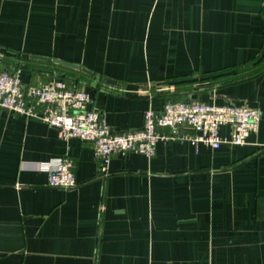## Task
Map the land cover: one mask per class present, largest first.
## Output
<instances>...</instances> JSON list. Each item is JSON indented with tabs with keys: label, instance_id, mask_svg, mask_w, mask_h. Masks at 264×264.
I'll return each mask as SVG.
<instances>
[{
	"label": "crops",
	"instance_id": "obj_1",
	"mask_svg": "<svg viewBox=\"0 0 264 264\" xmlns=\"http://www.w3.org/2000/svg\"><path fill=\"white\" fill-rule=\"evenodd\" d=\"M0 63L84 89L113 132L167 99L259 111L242 145L159 140L101 170L89 141L0 108V264H264V0H0ZM59 157L72 187L37 167Z\"/></svg>",
	"mask_w": 264,
	"mask_h": 264
},
{
	"label": "built area",
	"instance_id": "obj_2",
	"mask_svg": "<svg viewBox=\"0 0 264 264\" xmlns=\"http://www.w3.org/2000/svg\"><path fill=\"white\" fill-rule=\"evenodd\" d=\"M90 103L84 89L71 87L64 78L24 86L18 70H0V108L45 122L55 127L62 139L89 141L101 170L106 169L114 152L152 156L159 140L204 143L212 148L242 145L256 131L259 120V111L246 104L167 99L160 109L144 110L140 127L113 132L101 111ZM224 124L231 125L229 136L220 133ZM37 167L46 173L50 186L69 188L76 184L74 163L67 157L40 161Z\"/></svg>",
	"mask_w": 264,
	"mask_h": 264
},
{
	"label": "water",
	"instance_id": "obj_3",
	"mask_svg": "<svg viewBox=\"0 0 264 264\" xmlns=\"http://www.w3.org/2000/svg\"><path fill=\"white\" fill-rule=\"evenodd\" d=\"M34 56H36V57H40V58H42V59H46V60H51L50 57H46V56H38V55H34ZM52 60L55 61V62H61L62 64L67 65V66H71V67H74V68H80L79 65L74 64V63H69V62H65V61H60L59 59H52ZM4 69H5V65L0 63V70L2 71V70H4ZM182 100H183V101H186V100H188V98H183ZM195 100H200V97H197Z\"/></svg>",
	"mask_w": 264,
	"mask_h": 264
}]
</instances>
